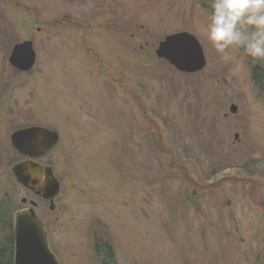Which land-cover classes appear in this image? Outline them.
I'll return each mask as SVG.
<instances>
[{
  "label": "rangeland",
  "instance_id": "1",
  "mask_svg": "<svg viewBox=\"0 0 264 264\" xmlns=\"http://www.w3.org/2000/svg\"><path fill=\"white\" fill-rule=\"evenodd\" d=\"M19 1L13 40L36 55L23 73L0 65V199L36 204L58 263L98 264L96 236L113 264H264V92L249 70L264 59L213 48L210 0ZM178 32L203 50L196 74L155 56ZM35 124L58 136L39 159L58 182L52 204L12 174L10 135Z\"/></svg>",
  "mask_w": 264,
  "mask_h": 264
},
{
  "label": "water",
  "instance_id": "2",
  "mask_svg": "<svg viewBox=\"0 0 264 264\" xmlns=\"http://www.w3.org/2000/svg\"><path fill=\"white\" fill-rule=\"evenodd\" d=\"M158 59L166 61L175 70L184 74H195L205 66L203 50L196 38L188 33H174L164 37L155 50ZM9 64L25 72L34 63V52L30 43L16 46L10 54ZM236 109L230 108L234 114ZM56 133L43 128H26L13 133L10 142L14 150L27 161L15 165L12 174L15 181L52 204L58 193V182L50 169H42L31 160L43 157L57 143ZM44 177V185L40 184ZM22 205L26 200L21 201ZM30 208L18 211L14 216V260L13 264H59L49 251L41 222L29 202ZM51 208V207H50Z\"/></svg>",
  "mask_w": 264,
  "mask_h": 264
},
{
  "label": "clouds",
  "instance_id": "3",
  "mask_svg": "<svg viewBox=\"0 0 264 264\" xmlns=\"http://www.w3.org/2000/svg\"><path fill=\"white\" fill-rule=\"evenodd\" d=\"M203 30L218 53L243 50L264 59V0H210Z\"/></svg>",
  "mask_w": 264,
  "mask_h": 264
},
{
  "label": "trees",
  "instance_id": "4",
  "mask_svg": "<svg viewBox=\"0 0 264 264\" xmlns=\"http://www.w3.org/2000/svg\"><path fill=\"white\" fill-rule=\"evenodd\" d=\"M249 70L251 73V81L253 82L255 88L260 93H263L264 62H258L256 64L249 65ZM179 154L182 158H187V155H184V152H180ZM211 173L212 172H209L207 175H205V180L211 179L213 177V174ZM15 211V208H13L8 202V198L2 197L0 199V264H13V218ZM92 252L98 264L114 263L113 251L106 240L94 236L92 238Z\"/></svg>",
  "mask_w": 264,
  "mask_h": 264
},
{
  "label": "flooded vegetation",
  "instance_id": "5",
  "mask_svg": "<svg viewBox=\"0 0 264 264\" xmlns=\"http://www.w3.org/2000/svg\"><path fill=\"white\" fill-rule=\"evenodd\" d=\"M21 2L19 0H0V9H5L6 12H4L5 16H3V14L1 15L0 17V23H7L11 26V32H10V35H7L6 33L0 31V57H1V60L3 63H0V65L3 67L4 63L7 62L8 63V60H9V57H10V54L11 52L13 51V49L22 44V43H31V46H32V50L34 52V55H36V51H35V48H34V43L31 39H29V37L27 36L25 38V40H22L21 39H17V40H13V38L15 36H18L19 32L17 30H15V21L12 19V17L9 16V12L10 10H13L14 11H17L20 9L21 7ZM29 8H25V10H23L24 12H27L26 10H28ZM3 11V10H2ZM22 9H20L18 12H23ZM29 13L30 12H34V11H31L29 10L28 11ZM30 15V14H29ZM27 20L29 22V24H35V23H38V24H43L45 23L44 21H42L40 18H36V16H34V19H31L30 16L27 17ZM36 30L39 32L41 30L40 27H36ZM21 35V34H20ZM9 64V63H8ZM10 65V64H9ZM11 66V65H10ZM12 67V66H11ZM14 68V67H12ZM15 70H17V72H20L18 69L14 68ZM20 73H23V72H20ZM26 128H43V129H47V130H50V131H53L52 129L50 128H47L46 126L44 125H41V124H35V125H27V126H23V127H20L16 130H14L11 135L19 130H22V129H26ZM54 132V131H53ZM56 133V132H55ZM57 134V133H56ZM10 135V136H11ZM10 140V139H9ZM57 144V143H56ZM10 146L12 148L13 151L17 152L16 150L13 149L12 145H11V142H10ZM56 146V145H55ZM54 146V147H55ZM53 147V148H54ZM52 148V149H53ZM51 149V150H52ZM50 150V151H51ZM49 151V152H50ZM45 157V156H44ZM23 161H26L25 158H22ZM39 159L40 158H37L35 159L33 162L34 164L38 165L40 168L42 169H45V168H48L46 165H42L39 163ZM21 161V160H20ZM19 161V162H20ZM18 162V163H19ZM16 165V164H15Z\"/></svg>",
  "mask_w": 264,
  "mask_h": 264
}]
</instances>
